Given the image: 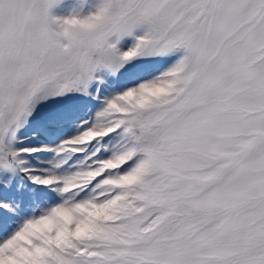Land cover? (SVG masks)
<instances>
[{
    "label": "snow or ice",
    "instance_id": "snow-or-ice-1",
    "mask_svg": "<svg viewBox=\"0 0 264 264\" xmlns=\"http://www.w3.org/2000/svg\"><path fill=\"white\" fill-rule=\"evenodd\" d=\"M56 2L0 0V264H264V0H100L76 35ZM21 173L56 197L23 216Z\"/></svg>",
    "mask_w": 264,
    "mask_h": 264
},
{
    "label": "rangeland",
    "instance_id": "rangeland-1",
    "mask_svg": "<svg viewBox=\"0 0 264 264\" xmlns=\"http://www.w3.org/2000/svg\"><path fill=\"white\" fill-rule=\"evenodd\" d=\"M100 0H57L55 4L50 8V15L53 17L64 18L69 15H79L84 16L87 15L89 11H91ZM143 30V29H141ZM127 43V41H126ZM183 55V50H177L173 54L169 55L163 59H156L149 63L147 66V74H155L167 67L170 63L177 60L180 56ZM119 86V85H118ZM85 103H93V107H95L94 102L85 101ZM31 131H33L32 127L25 129L22 135L28 136ZM72 132L71 128L64 127L60 129L57 133L52 135H42L38 139H33L30 142L34 145L45 144L50 147L59 143V140L63 136H67ZM53 157L52 152H40L34 153L32 156L27 157L28 164L36 169L47 167L48 165L42 163L44 160L51 159ZM34 189V192L31 191ZM5 199L12 198L14 200L19 201V213L20 215H27L30 212L29 208V196L34 195L38 201H42L45 196L55 199L53 193L46 192L43 187L35 186L24 176L23 173L16 175L12 179V184L10 189H6L3 193ZM5 221L9 219H17V217H9L5 215Z\"/></svg>",
    "mask_w": 264,
    "mask_h": 264
},
{
    "label": "clouds",
    "instance_id": "clouds-1",
    "mask_svg": "<svg viewBox=\"0 0 264 264\" xmlns=\"http://www.w3.org/2000/svg\"><path fill=\"white\" fill-rule=\"evenodd\" d=\"M101 15L100 9L97 5L88 12L87 15L79 16V15H69L64 18H60L63 23L58 25V28L61 34L71 33L73 35L86 33L91 31L94 26L93 22H89V17H99Z\"/></svg>",
    "mask_w": 264,
    "mask_h": 264
}]
</instances>
